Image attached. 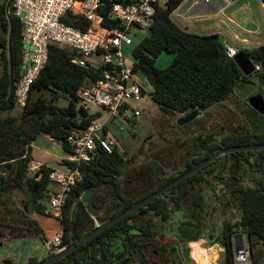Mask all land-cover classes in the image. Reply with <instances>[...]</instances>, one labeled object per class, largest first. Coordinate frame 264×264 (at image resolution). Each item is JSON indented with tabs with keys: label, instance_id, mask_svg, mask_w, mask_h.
<instances>
[{
	"label": "trees",
	"instance_id": "obj_1",
	"mask_svg": "<svg viewBox=\"0 0 264 264\" xmlns=\"http://www.w3.org/2000/svg\"><path fill=\"white\" fill-rule=\"evenodd\" d=\"M13 1L9 12L12 18L14 78L17 79L20 74L22 25L19 17L12 13ZM181 1L170 0L166 8H158L149 20V34L134 45L131 51L132 70L146 78L151 87L148 93L149 98L157 103L163 112L185 113L195 109L207 110L225 100L240 85L250 81V75H244L238 68L233 56L227 51L226 43L218 33L195 34L184 30L172 20L170 13ZM7 2L8 0H0V122L11 125L27 147L25 156L16 161L15 184L27 190L31 211L47 213L48 187L51 183L48 173L52 168L41 165L39 170L29 175V162L32 159L31 144L38 135L45 134L59 142L62 149L66 151L68 132L72 129H84L92 120L99 118V111L88 114L77 109L76 92L100 79L103 67L80 66L73 62L79 57L76 49L50 45L47 63L31 85L27 103L21 110L14 111L17 112L14 115L12 97L6 99L10 82ZM261 2L264 7V0ZM67 22L73 23L71 20ZM87 25L88 23L83 21L82 28ZM242 51L255 64L262 67L258 71V79L263 85L264 44ZM162 52L172 53L173 60L168 66L159 68L155 65V59ZM44 91L50 92L51 100L43 97ZM34 92L39 94L32 97ZM60 95L67 98V105L55 104V100ZM258 143H264V132L257 129L225 135L219 142L207 140L203 151L193 157V162H187L182 170L165 178L156 177L157 185L149 192L170 182L176 174L191 168L193 164L207 158L222 147ZM228 155L235 156L243 176L239 174L232 179V176L226 172L221 176V179L226 180L222 182L230 188L228 192H223L220 196L231 203L232 207L234 206V221L225 222L222 228L220 244L225 254L224 262L234 264L232 236L236 232H242L248 242L250 263L264 264V261L260 259L261 254L255 253L257 245L264 250V174L255 180L245 176L247 175L245 163L256 164L262 168V171L264 170V149L239 151ZM224 156L227 155L218 157L51 264H174L178 262V258L172 256L168 258L169 247L166 244L155 243L156 234L160 230L158 225L170 220L172 210L182 214L184 208H187V211L192 213V219L189 225L186 222L180 224L179 233L181 234H178V231L176 233L178 238L194 231L195 234L191 232L192 235L188 234L189 238L186 239L187 241L195 240L205 232L199 224L203 223L208 205L207 191L208 188H215L216 179L221 175L215 169L216 164L220 160L223 167ZM252 157L253 160H251ZM60 163L71 168L78 167L82 180L69 193L62 207L61 241L57 246L58 249L75 244L76 240L95 228L94 219L103 223L148 194L134 198L124 193L121 176L125 157L116 146L111 152L100 150L88 164L77 165L65 159ZM234 179L236 181H233ZM196 183L209 185L205 191L188 192L189 185ZM235 183L239 186L233 189L231 185ZM89 189H93L94 193L103 194L102 200H95L94 196L90 199L92 208L99 211L95 217L87 212L85 204L81 201L82 194ZM46 196H48L47 202L44 201ZM185 198H187L186 207H184ZM0 201L3 204L0 206L2 213L0 239L38 237L42 242L47 240L43 229L34 219H31L27 211L12 208L6 200ZM53 249L55 248L41 259L56 253ZM154 249L159 250V257L154 255ZM41 259L29 257L26 264H38Z\"/></svg>",
	"mask_w": 264,
	"mask_h": 264
},
{
	"label": "rangeland",
	"instance_id": "obj_2",
	"mask_svg": "<svg viewBox=\"0 0 264 264\" xmlns=\"http://www.w3.org/2000/svg\"><path fill=\"white\" fill-rule=\"evenodd\" d=\"M231 2L232 0H182L180 4L171 11L170 17L181 28L195 34L211 35L214 33L219 34L220 31L224 33L233 31L241 38L247 39V42L243 45L252 44V46H248L252 48L264 44V10L261 6V0H236L233 3ZM244 3L246 6L239 8ZM235 9L236 11L233 12L234 20L232 22L227 21L226 16ZM223 19L226 20V23H224ZM255 28L259 30V32L257 31L258 35H253L250 32ZM148 31L149 30H140L136 37H134L131 45L123 46L122 52L126 62H133L132 48L144 36L149 34ZM246 31H248V33H245ZM243 35H249L250 37H245ZM254 36H256L258 40L256 42H251V39L256 40L253 39ZM221 37L227 45V37L222 35ZM172 60V53L162 52L155 59V65L159 68H163L168 66ZM135 78L148 90L151 89L150 84L143 75L138 74ZM254 90L255 84L251 82L243 83V85L235 89L225 100L204 110L200 117H196L186 126H176L174 122L175 119L180 117L183 113L163 112L161 107L150 98H144L141 102V114L135 119L117 117L109 121L108 113L102 109H98L101 115L100 121L107 122L109 134L116 139V148L119 152L124 154L125 157V164L121 176L124 193L134 198H139L156 187L157 183L151 178L142 183L135 180V176L142 171V162L150 158L151 155L163 164L165 175H163L162 178H165L175 171L182 170L185 166L186 158H188L186 160L188 161L190 157H193L192 154L195 155L199 151H202L207 140L219 142L225 135L248 131V124H250L253 117L250 111L247 112L249 107L246 104V100ZM38 94V92H34L32 97H36ZM42 95L47 100H51L49 91H44ZM67 103V98L62 95L58 96L55 100V104L58 106H65ZM13 114L16 115L17 112ZM262 128L264 129V126H261L260 130ZM150 134L151 139H147L145 142L147 145H145L144 140L148 138ZM184 151H188L187 154H185ZM32 156L36 161L39 160L47 163L55 161L56 158L66 157V153L59 142L49 138L45 134H40L35 139V149L32 151ZM227 158L229 159V165V162H231L230 156ZM219 162L220 160H218L217 164ZM217 164L216 168L219 167H217ZM55 167H59L60 169V166ZM235 169L236 168H234V171ZM28 173L30 175L35 173L31 162H29ZM0 175H2L1 172ZM202 186H204V184H202L201 187ZM48 188L49 191H52L57 189L58 185L57 183L51 182ZM206 188L207 186L204 187V190H206ZM219 188L221 187L215 184V191L219 190ZM198 189L199 187L196 188V190ZM102 195L103 194L100 192H92L91 198L94 196L93 198L95 200H102ZM220 195L221 194L218 193H209L207 197L208 205L204 213L205 217L203 223L199 224L200 228L204 231L216 233L220 230L222 231L225 222L234 221V206L232 207V204L228 203V201ZM218 196L220 197L218 198ZM28 197L29 195L26 189L11 190L5 193L0 192V200H6L8 203L12 200L14 204L18 205L20 199L25 202L27 201L26 209L31 219H34L43 229L44 237L47 240L53 239L56 233L61 232L60 218L52 213L48 215L46 213L31 211ZM47 198L48 196L44 198V201L47 202ZM185 199L184 207H186L187 204V198ZM2 205L3 204H0V206ZM1 214L0 211V220L2 218ZM191 219L192 213L187 211V208H184L182 214L172 210L170 220L164 224L158 225L160 226V230L156 234L155 243L156 240L159 242V239H162L156 244L164 243L168 247H171L174 241L178 240V236L176 235L177 231L178 234H181L179 233L180 224L186 222V224L189 225ZM94 224L99 225V221L94 219ZM191 232L193 235L195 234L194 231ZM191 232L188 234L192 235ZM188 234H185V238L188 237ZM194 241H196V239L192 240V242ZM198 241L195 244H191L192 242H190V244L188 243L190 252H192V250L194 252L190 253V261L182 263L180 259V261L174 264H225V254L220 243L206 240L199 244ZM244 244L246 248L249 247L247 239H245ZM193 245L195 246L194 249H192ZM199 246L205 250L201 251ZM50 250L51 249L44 248L42 250L43 255L46 251L49 252ZM53 251L58 252L59 249H53ZM255 253L261 254L260 259L264 261V250L260 245H257ZM0 254L10 257V254L6 251L1 242ZM201 258H204V261H201ZM152 259H154V257H152ZM250 262L251 260L249 259L248 263ZM0 264L10 263L0 262ZM234 264L242 263L234 257Z\"/></svg>",
	"mask_w": 264,
	"mask_h": 264
},
{
	"label": "built area",
	"instance_id": "obj_3",
	"mask_svg": "<svg viewBox=\"0 0 264 264\" xmlns=\"http://www.w3.org/2000/svg\"><path fill=\"white\" fill-rule=\"evenodd\" d=\"M169 1L14 0L12 13L22 25V50L20 74L14 79L11 94L12 112L27 103L31 85L46 65L50 45L54 44L76 49L79 57L73 62L80 66L103 67L100 79L77 90L80 112L93 114L102 109L108 113L109 121L140 116V104L149 98L151 89L135 78L139 73L132 70L133 63L126 62L122 48L131 45L140 30H148L150 18L158 8H166ZM83 21L88 23L85 28ZM227 51L231 49L227 47ZM66 144L65 160L80 165L88 164L100 150L111 152L116 139L109 134L107 122L95 119L84 129L70 130ZM33 169L36 172L40 166ZM48 179L58 188L48 192L46 212L60 218L67 196L81 182L82 175L78 167L66 166L64 170L51 169ZM60 241L61 232L44 241V246L57 249ZM249 259L250 251L244 247L239 260L250 264Z\"/></svg>",
	"mask_w": 264,
	"mask_h": 264
},
{
	"label": "water",
	"instance_id": "obj_4",
	"mask_svg": "<svg viewBox=\"0 0 264 264\" xmlns=\"http://www.w3.org/2000/svg\"><path fill=\"white\" fill-rule=\"evenodd\" d=\"M11 2H12V0H8V2L6 4V13H7L8 21H9L8 57H9V80H10V82H9V92H8V96H7L6 99L11 97L12 90H13V85H14V79H15L14 78V69H13L14 68L13 67V58H12V18H11L10 12H9V7H10ZM231 51L229 52L230 55L233 56V60L235 61V63L237 64L238 68L242 71V73L244 75L247 76V75H249L250 73H252L255 70L256 66H255L254 62L249 57H247V55L243 51H237V52L234 51V50H231ZM260 94L263 96L262 93H260ZM254 98L258 99V101L261 102L260 95H256ZM261 107L264 110V103L263 102H261ZM200 113H201V111L200 110H196V109L188 111V112H185L177 119V123L179 125L188 123L193 118H195L196 115H198ZM12 130H14V129L12 128ZM18 143H19V145H18V148H19L23 144L21 138L18 139ZM12 146H13V142H12L11 139H9V138L5 139V140L0 139V165H5V166L9 167L10 164L13 161L25 156L26 149H21L20 151L13 152L12 151ZM262 149H264V143L228 146V147H223V148L218 149L213 154H211L210 156H208L204 160L198 162L197 164H194L190 169H188L187 171H185L182 174L178 175L177 177H175L170 182H168V183L164 184L163 186L157 188L153 192L149 193L148 195H146L142 199L136 201L134 204H132L128 208L122 210L121 212H119L118 214L114 215L113 217L109 218L108 220H106L105 222L101 223L100 225H97L90 232H88L87 234H85L84 236H82L81 238L76 240L75 244H71L68 247H64L61 250H59L58 252H56V253L48 256V257L43 258L42 260L39 261L38 264H51L54 261L62 258L71 249L75 248L76 246H78L80 244H83V243L87 242L93 236H95L97 233H99L102 230H104L105 228L109 227L110 225H112L113 223L118 221L119 219L125 217L126 215H128L129 213L135 211L136 209L144 206L146 203H148L152 199L156 198L157 196L165 193L168 189H170L171 187L175 186L176 184H178L183 179L191 176L192 174H194L198 170L202 169L203 167L207 166L208 164H210L212 161H214L219 156L224 155L226 153H236V152H239V151H248V150L254 151V150H262ZM152 165L154 166L155 172L157 174H162L163 173V171L161 169V166H159L156 162H152ZM92 192H93V189H89L86 192H84L82 194V196H81V201L85 204L87 212L92 217H95V216H97L99 214V211L95 210L94 208H92V206L90 204V198H91V193ZM245 239L246 238H245V236H244V234L242 232H236L232 236L234 256L236 257L237 260H239L240 256L243 255V251H244V247H245V244H244L245 243ZM20 244H21L20 245L21 247L19 248L17 256L19 255V253H23V251L25 253L26 252V248H28L29 246L36 245V244L41 245L37 241H32L31 239L30 240L23 239V240H21ZM4 248H6V246H4ZM6 251L8 253H13L12 249H8L7 248ZM189 251H190L189 246H187L183 250V257L185 258L186 261H190ZM14 258H12V256H10V257L5 256L4 259H5V261L9 262L10 264H15L17 260L14 259Z\"/></svg>",
	"mask_w": 264,
	"mask_h": 264
},
{
	"label": "flooded vegetation",
	"instance_id": "obj_5",
	"mask_svg": "<svg viewBox=\"0 0 264 264\" xmlns=\"http://www.w3.org/2000/svg\"><path fill=\"white\" fill-rule=\"evenodd\" d=\"M255 64V63H254ZM255 66H257L255 68V70L250 73V81L252 84H255V90L254 92L247 97V100H246V104L248 105L249 107V110L247 112L250 111V114L251 116L253 117V119L250 121V124H248V131H254V130H258V131H261V132H264V129L262 128L260 130V127L261 126H264V110L263 108L261 107V102L264 103V83L263 85H261V82L259 81L258 79V71H260L262 69V67L258 64H255ZM248 76V75H247ZM262 93L263 96L260 94ZM256 95H260L261 97V102L258 101V99L254 98ZM201 113L196 115V117H200L202 114H203V110H200ZM263 114V116H262ZM195 117V118H196ZM179 118V117H178ZM175 119V125L176 126H186L188 125L189 123H191L195 118H193L191 121H189L188 123H185V124H182V125H179L177 123V119ZM259 122V123H258ZM258 123V124H257ZM263 124V125H262ZM258 125V126H257ZM13 127H11V125H8V124H4L3 122H0V139H11L12 142H13V146H12V151L15 152V151H20L21 149H27V147L22 144L21 147L18 148V139L21 138L20 135L17 134V132L14 130H12ZM240 133V132H239ZM234 134H238V133H234ZM147 139H151V134L149 135L148 138H146L144 140V144L147 145L145 142ZM22 140V138H21ZM23 142V141H22ZM223 148V147H222ZM203 151V150H202ZM217 151V150H216ZM188 151H184L185 154H187ZM201 151H199L198 153L196 154H199ZM237 153V152H236ZM236 153H226L224 155H227V156H224V161H225V165L222 167L221 165V162L217 164V167L216 168V171H219L221 173L220 177H218L216 179V183L215 184H218V186H220L221 188H219V190L215 191V188H208V183L204 184V186L201 187V183H196V184H190L189 185V191L190 193H195V192H202V191H205L204 190V187L207 186L208 190H209V193H218V194H222L223 192H228L229 191V186H227L226 184H224L222 181H226V180H223L221 179V176L225 174V172L232 176V179L235 177V176H239V173H240V169L237 165V160L235 158V156H232V155H228V154H236ZM195 154V155H196ZM195 155L192 154V156L194 157ZM223 156V155H221ZM228 156H230V159H231V162H229L230 164L228 165V161L229 159L227 158ZM193 157H190V159L188 161H186L188 158H186L185 160V166L187 164V162H193ZM220 157V156H219ZM217 159V158H216ZM228 159V160H227ZM204 160V159H203ZM251 160H253V157L251 158ZM16 161H13L9 167L5 166V165H0V172L2 173V175H0V192L2 193H5V192H10L11 190H24L20 187H18L16 184H15V179H14V173L16 171ZM202 161V160H201ZM152 162H156L159 166H161V169L163 171L162 174H157L155 172V168L154 166L152 165ZM200 162V161H199ZM198 163V162H197ZM195 163V164H197ZM194 165V164H193ZM221 165V166H220ZM142 171L140 174H137L135 176V180L139 181V182H145V181H148L150 178L155 182V178L156 177H159V176H163L165 175V171H164V168H163V164L158 161L157 159H155V157L153 155L150 156V158L144 160L142 162ZM204 168V167H203ZM234 168L235 171H234ZM190 169V168H189ZM245 169L247 170V175L245 176H248V179H258L261 175L264 174V170L262 171V168L253 165V164H247L245 163ZM188 170V169H187ZM185 170V171H187ZM201 170V169H200ZM180 170L178 171H175V172H179ZM184 171V172H185ZM199 171V170H198ZM183 172L181 173H178L176 174V177L180 174H182ZM40 174V173H39ZM30 175V174H29ZM33 175V174H32ZM240 175L243 176V173L241 171ZM188 178V177H187ZM231 179V181H232ZM184 180V179H183ZM230 181V182H231ZM233 181H236L235 179ZM239 184L238 183H235V184H232L231 187L234 189L235 188H238ZM198 190H196V188H198ZM155 188V187H154ZM206 188V189H207ZM211 190V192H210ZM208 192V191H207ZM151 193V192H148V194ZM147 194V195H148ZM145 197V196H144ZM91 199V198H90ZM2 202H0L1 204ZM9 204L12 208H16V209H22V210H25L27 211L26 209V205H27V201L25 202L24 200L20 199V203L17 205V204H14V202L12 200L9 201ZM101 223H99L100 225ZM97 226V225H96ZM95 226V227H96ZM201 237L206 241V240H209L210 242H217V243H220L222 241V231L220 230L219 232H216V233H212V232H209V231H205L204 233L201 234ZM23 237H19V238H13V237H3L0 239V242L2 243L3 241H9V240H13V239H22ZM32 238H35V239H38V241L43 245V249L45 248L44 246V242L40 241V239L38 237H32ZM185 240V241H184ZM202 242V239H199L198 242ZM157 243V241H156ZM189 241H187V239L185 238V236H182V237H179L178 240L174 241V244L171 246V248L169 247L167 250V256L168 258H170L171 256L172 257H175L176 259L178 258L179 261L181 259V262L182 263H185V258L183 257V250L189 246L188 245ZM2 245H4L2 243ZM6 245V250L8 248V244H5ZM4 245V246H5ZM64 248V247H63ZM62 249V248H61ZM59 249V250H61ZM190 249V247H189ZM176 250V251H175ZM158 249H154L153 250V253L155 256H159V253H158ZM203 251V250H201ZM47 251L46 253L43 255V252H42V256L39 257V259H41L42 257L46 256L47 255ZM203 253V252H202ZM204 254V253H203ZM202 254V255H203ZM189 256H190V251H189ZM30 257H37L35 255L33 256H30ZM29 258V257H28ZM27 258V259H28ZM38 258V257H37ZM42 260V259H41ZM206 260V259H205ZM201 261H204V258H201ZM17 262V261H16ZM179 262V263H181ZM16 264V263H15ZM25 264H26V261H25Z\"/></svg>",
	"mask_w": 264,
	"mask_h": 264
},
{
	"label": "crops",
	"instance_id": "obj_6",
	"mask_svg": "<svg viewBox=\"0 0 264 264\" xmlns=\"http://www.w3.org/2000/svg\"><path fill=\"white\" fill-rule=\"evenodd\" d=\"M234 1H236V0H232V2L231 3H233ZM230 3V4H231ZM244 6H246V4L244 3V4H242L239 8H243ZM261 6H262V8H263V10H264V7H263V3L261 2ZM234 11H236V9L235 10H232L226 17H227V21H229V22H232L234 19H233V12ZM224 20V23H226L225 21V19H223ZM222 21V20H221ZM223 22V21H222ZM257 31L259 32V30L258 29H253L252 31H250L253 35H258L257 34ZM222 32V33H221ZM245 33H248V31H246ZM222 35V36H225V37H227V39H228V44H227V46L231 49V50H234V51H242V50H244V49H249V48H251V47H248V46H252V44H249V45H243L245 42H247V39L246 38H241L239 35H236L235 34V32H228V33H224L223 31H220V33H219V35ZM220 35V36H221ZM243 36H245V37H250L249 35H243ZM253 39H256V36H254L253 37ZM258 39H256V40H250L251 42H256ZM257 44V43H256ZM261 45V44H260ZM252 48H254V47H252ZM99 111V110H98ZM100 117H101V115L99 116V120H100ZM46 136H48V135H46ZM49 137V136H48ZM50 138V137H49ZM31 147H32V149H31V155H32V151H33V149H35V140L32 142V144H31ZM64 152H65V150H64ZM66 157H60V158H56L55 159V161H52V162H47V163H44L43 161H39V160H35L34 159V157L32 156V159H31V163H32V165H33V167L34 166H41V165H45V166H48V167H51L52 169H58V170H64L65 168H66V165H64V164H62V163H60L61 162V160H63V159H65ZM55 166H60V169H59V167L57 168V167H55ZM61 167H62V169H61ZM207 195H209V190H208V192H207ZM46 214H48V213H46ZM48 215H50V214H48ZM23 239H25V240H32V241H37L38 243H40L39 241H38V239H35V238H22V239H13V240H9V241H3L2 243L5 245V244H8V249H12L13 250V253H9L10 254V256H12V258H14V259H16L17 260V262H16V264H21V262H22V264H25V261L27 260V258L28 257H30V256H32V255H35V256H37L38 258L40 257V256H42V250H43V245L41 244V245H39V244H36V245H32V246H29L28 248H26V252L24 253V251H23V253H19V255L17 256V253H18V251H19V248L21 247L20 245V243H21V240H23ZM198 239H202V242H205V240L201 237V236H199L197 239H196V241H194V242H192V240L191 241H189V244H190V242H192L191 244H195L197 241H198ZM201 241L199 242V244L200 243H202ZM198 244V245H199ZM6 246V245H5ZM194 245H193V248L192 249H194ZM199 249L200 250H205L204 248H202V247H200L199 246ZM192 252H193V250H192ZM192 252H190V253H192ZM194 253V252H193ZM193 255V254H192ZM5 255L3 256L2 254H0V262H5V263H9V262H7V261H5ZM191 258V257H190ZM194 259V258H193Z\"/></svg>",
	"mask_w": 264,
	"mask_h": 264
},
{
	"label": "bare ground",
	"instance_id": "obj_7",
	"mask_svg": "<svg viewBox=\"0 0 264 264\" xmlns=\"http://www.w3.org/2000/svg\"><path fill=\"white\" fill-rule=\"evenodd\" d=\"M199 243V242H198Z\"/></svg>",
	"mask_w": 264,
	"mask_h": 264
}]
</instances>
